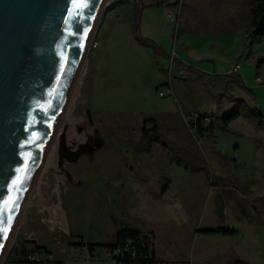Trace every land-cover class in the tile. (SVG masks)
Masks as SVG:
<instances>
[{
  "label": "rangeland",
  "instance_id": "374dc122",
  "mask_svg": "<svg viewBox=\"0 0 264 264\" xmlns=\"http://www.w3.org/2000/svg\"><path fill=\"white\" fill-rule=\"evenodd\" d=\"M260 1L159 0L158 7L156 0H102L0 264L31 215L45 240L32 233L25 238L31 250L38 244L51 250L52 259L78 257L72 246L87 259H112L104 244L130 226L153 232L160 264H264V128L251 116L255 107L264 113V63L257 67L264 38L243 48L250 10ZM140 3L153 6L143 12ZM137 23L139 40L131 32ZM201 56H214L216 69ZM228 60L241 63L253 97L233 87L236 101L223 97L218 103L204 84L179 76L177 68L180 61L186 69L223 74ZM169 81L173 95L160 97ZM234 104L241 115L222 131L218 118ZM191 114L205 116L201 126L212 129L193 133L186 122ZM143 126L156 127L163 142L143 140ZM96 145L101 150L94 153ZM207 227L235 234L199 231Z\"/></svg>",
  "mask_w": 264,
  "mask_h": 264
},
{
  "label": "water",
  "instance_id": "95a60500",
  "mask_svg": "<svg viewBox=\"0 0 264 264\" xmlns=\"http://www.w3.org/2000/svg\"><path fill=\"white\" fill-rule=\"evenodd\" d=\"M101 3L0 0V254L46 153Z\"/></svg>",
  "mask_w": 264,
  "mask_h": 264
},
{
  "label": "trees",
  "instance_id": "16d2710c",
  "mask_svg": "<svg viewBox=\"0 0 264 264\" xmlns=\"http://www.w3.org/2000/svg\"><path fill=\"white\" fill-rule=\"evenodd\" d=\"M161 4L162 2L156 0V4H155L156 6H160ZM136 30L137 31L139 30L138 23L134 27L132 26V32L135 38L138 39V37L136 36L137 34ZM263 38H264V0H261L255 7H253L250 10V22L243 34V48L249 49L252 42L254 41L259 42ZM263 63H264V57L257 59V67H259ZM237 65L238 63H236L234 67ZM177 68L179 75H181L185 79H191L192 81H196L198 83L204 84L206 90L212 95L216 96L218 103L223 97H227L232 100L233 96L231 95V93L233 92V87H236L241 93L253 97L252 91L244 85L242 77L235 70L223 74L207 75L194 68L186 69L178 61H177ZM232 101H236V100L233 99ZM238 102H243V100H238ZM240 115L241 112L237 110V104H234V106L229 112L222 114L220 118H218L221 130L227 131L229 129V125L231 124V122H233L235 119L240 117ZM251 116L252 119L256 121L258 126L264 128V113L259 108L255 107V109L251 113ZM203 118H205V116L200 115V119L203 120ZM211 129H212V125H209L207 128L201 126L199 131L208 132ZM141 131H142L143 140L145 139V141L148 142H150V140H153V142H163L161 141L160 133L157 131L156 127L148 129L145 126H143ZM100 150H101L100 147L94 146L92 151L96 153L97 151ZM179 150H181V148ZM180 155L182 156L181 153ZM184 158L186 159L188 157L185 156ZM172 159H175V157H173ZM199 163L201 162L199 161ZM168 181L169 180L167 179V182L164 183L162 187V193H164L166 190L169 189ZM199 231L207 234H216V233H221L223 235L235 234V230L224 229V228L214 229L207 227ZM153 239H154L153 232L142 233L134 227L124 226L116 231L114 242L111 244H104V246L108 248L111 251V253H113L118 249H121L119 256H112V259L114 260L115 264H155L154 252L152 250ZM128 243L132 245V248L135 252V258H131L128 254H126L123 251L124 246L127 245ZM78 245H84V244H78ZM100 245L101 244H98L97 246ZM86 246H88L89 250L92 249V244H87ZM38 249H44V248L38 247Z\"/></svg>",
  "mask_w": 264,
  "mask_h": 264
},
{
  "label": "crops",
  "instance_id": "0c3cea01",
  "mask_svg": "<svg viewBox=\"0 0 264 264\" xmlns=\"http://www.w3.org/2000/svg\"><path fill=\"white\" fill-rule=\"evenodd\" d=\"M140 5H141L143 12L147 9L152 8L151 6H153V4L151 5V3H149L147 5L140 3ZM180 14H181L180 17H182L183 11ZM248 25H249V23L246 26L248 27ZM178 38H177V41H178ZM210 44H212L211 49H214L217 46L216 43L213 41ZM198 58H200L201 60H211L214 68L216 69V61L214 59V56L205 57L207 59H204L203 56L198 57ZM212 59H214V60H212ZM178 62L183 65L182 62H180V61H178ZM227 62H228L227 64L229 65V67H227V69H225L226 72H228L236 64L233 60H230V61L228 60ZM200 68H201V70H204V72L209 70L207 68H203L202 66H200ZM235 71L241 75V63H238ZM179 76H181V75H179ZM36 208L39 209V206H36ZM52 209H53L52 210L53 213H56L57 212L56 210L58 209L63 214V212L59 206V202L57 205V209H56V207H54ZM63 218H64V215H63ZM39 224L40 223H39L38 218L34 217L33 215H31V217L26 220V224H25L26 229L24 230V233L22 234V236L20 235L17 240H15V242L13 243V245H12V247L8 253V256L6 257L3 264H115L114 260H112L110 258H104L101 256L92 257L90 259H87V258H85L84 253L81 251V249L78 247H75V246H72L70 248V250L72 251V253L78 252V257H69L67 259H52L51 258V250H47L44 245L38 244V245H36L37 251L31 250L32 249L31 243H29L28 239L25 238V234L32 233L35 237L34 239L39 241V242L45 240L43 229L39 226ZM66 230H67V227H66ZM74 244L78 245V244H83V243H74ZM38 247H43L44 249H38ZM33 253H35V255L39 254L42 257V259H41L42 261H39L37 263L29 262L28 257L30 254H33ZM154 257H155V264H157V262L159 263L160 261H163V259L158 257L156 250L154 253Z\"/></svg>",
  "mask_w": 264,
  "mask_h": 264
},
{
  "label": "built area",
  "instance_id": "2783aa9c",
  "mask_svg": "<svg viewBox=\"0 0 264 264\" xmlns=\"http://www.w3.org/2000/svg\"><path fill=\"white\" fill-rule=\"evenodd\" d=\"M237 66H233L228 72L232 71V70H235ZM173 95V86L171 84V81H169L164 90L163 91H160L159 92V96L160 97H166V96H172ZM188 118L186 119V122L190 128V130L193 132V133H196V134H204V132H207V131H199L200 127H201V123H202V120L200 119V115L199 114H191L189 116H187ZM203 120L205 121L206 118H203ZM123 251L128 254L131 258H135V252L132 248V245H130V243H128L127 245L124 246L123 248ZM121 252V249H118L116 251H114L112 253V256H119ZM28 261L29 262H34V263H37L39 262L40 260H38L37 257H35L34 254H30L29 257H28Z\"/></svg>",
  "mask_w": 264,
  "mask_h": 264
},
{
  "label": "bare ground",
  "instance_id": "6f19581e",
  "mask_svg": "<svg viewBox=\"0 0 264 264\" xmlns=\"http://www.w3.org/2000/svg\"><path fill=\"white\" fill-rule=\"evenodd\" d=\"M108 1H109V0H108ZM98 16H99V14H98ZM98 16H97V19H98ZM97 19H96V21H97ZM96 21H95V23H96ZM93 27H94V26H93ZM90 38H91V36H90ZM89 41H90V40H89ZM88 44H89V42H88ZM88 44H87V46H88ZM87 46H86V49H87ZM85 52H86V51H85ZM60 123H61V125L64 124V122L61 121V119L59 120L58 125H60ZM59 127H60V126H59ZM22 208H23V207H22ZM15 228H16V222H15L13 228H12V231H11V232H13V233H12L11 237H9V240L6 242V244H5V246H4V248H3L2 252H1V254H2V253H5L6 249H7L8 247H10V241L12 240V236L14 235V230H15ZM13 229H14V230H13ZM1 254H0V255H1Z\"/></svg>",
  "mask_w": 264,
  "mask_h": 264
}]
</instances>
